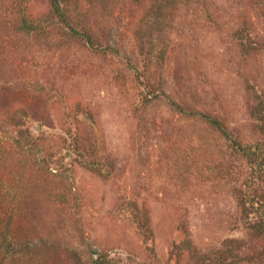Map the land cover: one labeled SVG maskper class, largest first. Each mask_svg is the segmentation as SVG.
<instances>
[{
	"label": "rangeland",
	"instance_id": "rangeland-1",
	"mask_svg": "<svg viewBox=\"0 0 264 264\" xmlns=\"http://www.w3.org/2000/svg\"><path fill=\"white\" fill-rule=\"evenodd\" d=\"M62 6L0 0V264H264V0Z\"/></svg>",
	"mask_w": 264,
	"mask_h": 264
},
{
	"label": "trees",
	"instance_id": "trees-1",
	"mask_svg": "<svg viewBox=\"0 0 264 264\" xmlns=\"http://www.w3.org/2000/svg\"><path fill=\"white\" fill-rule=\"evenodd\" d=\"M50 9L52 12L61 20H65V14H64V9L62 6L63 0H48ZM23 27L24 30L29 31V30H34L37 28V24L30 22L26 18L23 20ZM203 118H205L210 124H212L215 128H218L220 130H224L223 124L215 117L208 115V114H199ZM13 207L16 208V202L12 204ZM2 207L3 204L0 201V247H4L5 244L7 245H13L14 242V236L12 234V229H10V226H14V215L10 214L9 217H5L7 219L6 221L4 220V216L1 213L2 212ZM13 211V209H12ZM15 213V212H14ZM5 245V246H7ZM26 250V249H25ZM24 249L19 250V249H12L10 250V256L11 258L13 257H24L26 256V252ZM2 251V250H1ZM90 264H111L109 261H107L104 258H101L100 256H97L96 258L92 259Z\"/></svg>",
	"mask_w": 264,
	"mask_h": 264
}]
</instances>
